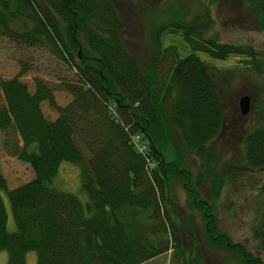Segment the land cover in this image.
<instances>
[{
	"label": "trees",
	"instance_id": "trees-1",
	"mask_svg": "<svg viewBox=\"0 0 264 264\" xmlns=\"http://www.w3.org/2000/svg\"><path fill=\"white\" fill-rule=\"evenodd\" d=\"M242 1L264 30V0ZM167 24L151 28L149 53L141 62L124 45L111 0H0L2 34L45 45L74 73L58 87L35 78L32 90L20 79L23 68L0 79L3 146L34 174L7 189L0 170V251L7 252L6 264H23L28 251L35 252L36 264H139L171 248L181 263L201 264L198 246L196 256L187 254L184 240L193 234L171 194L179 180L191 203L202 208L209 242L239 253L244 264H263L219 231L210 214L226 179L264 169V127L243 129L238 149L222 161L220 140L234 134V125L227 122L220 87H229L235 69L221 71L216 81L195 53L179 58L174 46L161 47L160 38L177 30L192 50L218 59L246 55L256 66L257 52L203 40L211 25L207 6L190 21L175 16ZM169 57L167 68H160ZM57 89L70 94L66 104L56 103ZM260 93L264 119V85ZM42 102L54 118L44 114ZM136 134L147 144L144 153L132 142ZM184 153L197 159L194 177L183 164ZM63 161L78 165L86 202L50 185ZM203 185L211 192L209 203L193 189ZM2 192L13 231L7 229ZM251 231L264 253V210Z\"/></svg>",
	"mask_w": 264,
	"mask_h": 264
},
{
	"label": "rangeland",
	"instance_id": "rangeland-1",
	"mask_svg": "<svg viewBox=\"0 0 264 264\" xmlns=\"http://www.w3.org/2000/svg\"><path fill=\"white\" fill-rule=\"evenodd\" d=\"M119 18L122 21V37L125 47L134 58L143 62L146 60L148 41L152 27L168 25L175 16L190 21L203 13L207 6L210 9L211 25L203 33L202 39H212L218 44L248 45L257 52V66L252 64L246 55H229L225 59L213 58L209 54L192 50L181 34L175 30H166L160 38L162 48L174 46L179 58L195 53L210 68L217 77L221 71L235 69L234 77L229 87L221 86L222 102L228 108L227 122H233L234 127L229 131L234 134L229 137L225 134L220 142L224 145L221 160L225 161L229 155L238 149V136L243 129L259 124L264 127V119L258 112L261 93L264 85V30L255 14L242 0H111ZM30 23H26L28 27ZM22 24L17 23L15 28L22 30ZM24 27V26H23ZM171 57L161 63L160 68L166 69ZM25 74L20 76L29 88H34V79L41 78L50 86L58 87L64 79L74 77L73 71L63 61L57 58L45 45L27 43L23 40H12L0 30V79L11 78L21 69ZM243 95L250 98V110L246 115L239 111L238 101ZM55 101L64 105L70 100V94L65 90L54 91ZM2 98L0 92V99ZM41 108L49 118H54L55 112L46 102ZM231 123L229 125H231ZM4 131L0 130V170L6 180L7 189L19 186L34 176L29 164L9 155L3 146ZM171 158L175 159L174 156ZM183 164L193 177L196 174L197 159L184 153ZM180 181V180H179ZM177 181L171 187V194L177 200V208L184 219V224L192 236L185 237L187 254L196 246L200 248L201 264H244L239 253L224 250L209 242L206 236L202 208L191 203V197L186 189ZM264 183L263 170H247L243 175L226 179L221 188L217 208L212 210L217 228L228 236L234 243L242 244L244 249L253 257H258L264 264V253L256 248L252 237V226L256 223L260 212L264 210V192L261 187ZM50 185L62 191L76 195L82 202L87 201V195L81 189L80 169L78 165L63 161L59 165L58 173ZM201 200L209 203L211 192L203 185L197 187ZM2 198L7 212V229L15 230L10 204L4 192ZM193 256V257H194ZM7 252L0 251V264H6ZM23 264H36V254L28 251L24 254ZM139 264H183L174 249H169Z\"/></svg>",
	"mask_w": 264,
	"mask_h": 264
},
{
	"label": "water",
	"instance_id": "water-1",
	"mask_svg": "<svg viewBox=\"0 0 264 264\" xmlns=\"http://www.w3.org/2000/svg\"><path fill=\"white\" fill-rule=\"evenodd\" d=\"M239 111L242 115H246L250 110V98L248 95H243L238 101ZM261 191L264 192V183L261 187Z\"/></svg>",
	"mask_w": 264,
	"mask_h": 264
},
{
	"label": "built area",
	"instance_id": "built-area-1",
	"mask_svg": "<svg viewBox=\"0 0 264 264\" xmlns=\"http://www.w3.org/2000/svg\"><path fill=\"white\" fill-rule=\"evenodd\" d=\"M132 142L139 152H144L146 150V145L141 141L140 136L138 134L134 135L132 138Z\"/></svg>",
	"mask_w": 264,
	"mask_h": 264
},
{
	"label": "bare ground",
	"instance_id": "bare-ground-1",
	"mask_svg": "<svg viewBox=\"0 0 264 264\" xmlns=\"http://www.w3.org/2000/svg\"><path fill=\"white\" fill-rule=\"evenodd\" d=\"M184 40V39H183ZM186 43H188L186 40H184ZM189 44V43H188ZM225 59V58H224Z\"/></svg>",
	"mask_w": 264,
	"mask_h": 264
}]
</instances>
